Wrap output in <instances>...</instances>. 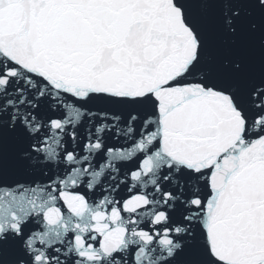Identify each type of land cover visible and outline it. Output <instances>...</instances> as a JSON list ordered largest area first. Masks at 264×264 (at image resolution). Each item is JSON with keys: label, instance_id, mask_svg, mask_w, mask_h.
I'll list each match as a JSON object with an SVG mask.
<instances>
[{"label": "snow or ice", "instance_id": "1", "mask_svg": "<svg viewBox=\"0 0 264 264\" xmlns=\"http://www.w3.org/2000/svg\"><path fill=\"white\" fill-rule=\"evenodd\" d=\"M0 264H264V0H0Z\"/></svg>", "mask_w": 264, "mask_h": 264}]
</instances>
